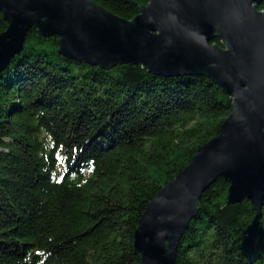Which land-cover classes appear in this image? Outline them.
<instances>
[{
	"label": "trees",
	"instance_id": "trees-1",
	"mask_svg": "<svg viewBox=\"0 0 264 264\" xmlns=\"http://www.w3.org/2000/svg\"><path fill=\"white\" fill-rule=\"evenodd\" d=\"M94 1L129 20L147 3ZM57 39L32 27L0 72V264H140L146 204L220 133L233 99L205 74L103 68L57 52ZM229 186L220 177L202 193L177 264H264V250L252 263L240 251L256 212L247 198L227 204Z\"/></svg>",
	"mask_w": 264,
	"mask_h": 264
},
{
	"label": "water",
	"instance_id": "water-1",
	"mask_svg": "<svg viewBox=\"0 0 264 264\" xmlns=\"http://www.w3.org/2000/svg\"><path fill=\"white\" fill-rule=\"evenodd\" d=\"M129 20L94 0H0V72L21 53L32 27L58 36L57 52L111 68L143 64L156 75H207L233 99L220 133L146 204L135 228L140 264H177L202 193L230 183L227 204L249 199L255 216L240 251L254 262L264 250V0H145ZM218 37L225 47L211 44Z\"/></svg>",
	"mask_w": 264,
	"mask_h": 264
},
{
	"label": "flooded vegetation",
	"instance_id": "flooded-vegetation-1",
	"mask_svg": "<svg viewBox=\"0 0 264 264\" xmlns=\"http://www.w3.org/2000/svg\"><path fill=\"white\" fill-rule=\"evenodd\" d=\"M261 4H264V1H263ZM261 4H260V5H261Z\"/></svg>",
	"mask_w": 264,
	"mask_h": 264
}]
</instances>
